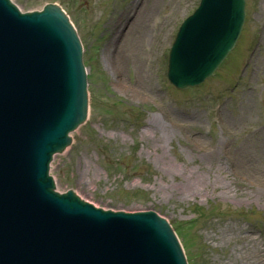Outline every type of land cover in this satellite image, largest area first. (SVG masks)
Instances as JSON below:
<instances>
[{"label": "rangeland", "instance_id": "1", "mask_svg": "<svg viewBox=\"0 0 264 264\" xmlns=\"http://www.w3.org/2000/svg\"><path fill=\"white\" fill-rule=\"evenodd\" d=\"M12 1L23 12L61 5L84 47L92 107L53 159L57 189L158 212L181 229L190 264H264V0H246L236 47L186 91L167 79L168 54L200 0ZM140 10L147 32L132 27Z\"/></svg>", "mask_w": 264, "mask_h": 264}, {"label": "water", "instance_id": "2", "mask_svg": "<svg viewBox=\"0 0 264 264\" xmlns=\"http://www.w3.org/2000/svg\"><path fill=\"white\" fill-rule=\"evenodd\" d=\"M243 20L244 0H203L172 50L171 82L186 89L210 76ZM87 114L82 46L67 16L56 5L21 15L0 0V264H187L154 212H104L54 192L49 164Z\"/></svg>", "mask_w": 264, "mask_h": 264}, {"label": "bare ground", "instance_id": "3", "mask_svg": "<svg viewBox=\"0 0 264 264\" xmlns=\"http://www.w3.org/2000/svg\"><path fill=\"white\" fill-rule=\"evenodd\" d=\"M148 0H147V5H148ZM158 5V3H157V0H152V7H156ZM146 6V5H145ZM144 6V7H145ZM146 12V10H143V12L140 10V13H138L139 15H138V17L134 20V22H133V25H132V27L133 28H138L137 30H139V31H141V30H143L144 29V27H145V31L147 32V24H148V19L146 18V16H145V13ZM152 15H153V13H152ZM150 17H151V14H150ZM149 17V18H150ZM119 22L120 21H118V22H116V23H113L112 24V29L113 28H116V26L119 24ZM129 39H130V36H129V31H128V34H127V36H126V40H125V42H126V44H127V42L129 41ZM111 44V43H110ZM112 45V44H111ZM140 41L139 40H137V42H136V49L134 48V50L138 53V51H139V48H140ZM122 56L120 55V56H118L117 57V61H116V64H117V68L119 67L120 69L119 70H121L122 69V67H123V64H124V52L122 51ZM242 162L243 163H245L246 164V167L248 168V169H252L253 167L252 166H254V163H253V160H251L250 162H248V160L245 158V157H243L242 158ZM241 165V164H240ZM242 166V168H243V165H241Z\"/></svg>", "mask_w": 264, "mask_h": 264}]
</instances>
